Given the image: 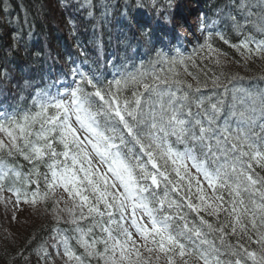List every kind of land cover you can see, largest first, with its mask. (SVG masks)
<instances>
[{"label":"snow or ice","instance_id":"1","mask_svg":"<svg viewBox=\"0 0 264 264\" xmlns=\"http://www.w3.org/2000/svg\"><path fill=\"white\" fill-rule=\"evenodd\" d=\"M151 6L160 14L172 0ZM232 7L252 14L249 0ZM229 18L240 32L244 25ZM258 27L264 32V17ZM230 46L246 59L264 58V40L246 36ZM224 55L206 38L193 55L158 52L150 68L111 80L73 68L63 92L41 90L32 108L0 116V203L12 205L15 219L21 203L47 211L51 201L56 223L72 226L53 229L52 243L34 250L37 264L57 257L62 264H264V90L238 87L240 77L224 83L223 73L208 77L200 64L220 65ZM209 80L212 95L194 99ZM17 157L27 170L9 163ZM25 250L16 257L27 259Z\"/></svg>","mask_w":264,"mask_h":264},{"label":"trees","instance_id":"2","mask_svg":"<svg viewBox=\"0 0 264 264\" xmlns=\"http://www.w3.org/2000/svg\"><path fill=\"white\" fill-rule=\"evenodd\" d=\"M233 2L172 0V7L158 14L151 6L152 0H140L142 6H137V0H91L92 7H80L84 0H0V116L11 115L17 109L32 108L33 97L41 90H49L54 95L59 89L58 81L70 83L73 68L95 72L111 80L115 74L134 71L141 65L150 68L158 52L171 57L176 55L178 48L186 57L193 55L206 38L225 54L220 65L213 60L200 64L208 77L223 73L224 83L240 77L242 79L233 80L237 86H264V58L246 59L230 46L239 44L246 36L256 41L264 40V32L258 27L264 17V7L260 0H249L252 13L249 16L247 11L241 14L232 7ZM5 7L7 11H4ZM229 13L244 25L240 32L233 28ZM189 18L194 20L190 27L187 24ZM141 31H146L147 36L140 35ZM218 33L230 44H225ZM39 51L43 53L37 54ZM197 60L199 63L198 57ZM161 68L167 71L163 64L156 71L160 73ZM189 70L199 76L201 82L207 79L204 72L191 65ZM180 71V78L195 88L196 80L183 69ZM208 83L209 88L194 93V99L212 95L210 80ZM225 99L230 101V94ZM192 110L196 111L195 104ZM175 146L183 148V145ZM9 163L23 165L24 170L29 167L21 157L10 159ZM261 174L264 175V171ZM201 215L214 225L217 223L215 217L206 213ZM9 217L8 211L1 207L0 264H37L34 250L45 242L52 243L53 229L70 230L72 227L63 220L57 224L44 217L45 222H40L42 225L29 226L24 238L16 239L5 230ZM224 218L222 213L220 220ZM189 219H195L194 214L190 213ZM214 238L215 234L209 236V239ZM227 239L235 243L237 238L229 235ZM22 249H26L24 257L27 259L16 257ZM49 251L53 250L49 247Z\"/></svg>","mask_w":264,"mask_h":264},{"label":"rangeland","instance_id":"3","mask_svg":"<svg viewBox=\"0 0 264 264\" xmlns=\"http://www.w3.org/2000/svg\"><path fill=\"white\" fill-rule=\"evenodd\" d=\"M5 197L8 196L5 195ZM1 207L4 209V211H8V213L10 214L8 221L6 222L5 230L16 239H23L26 233V229L29 228V226L38 224L40 225L41 223L45 222L43 221L44 217L47 221L54 220L51 213V206L48 207V210L46 211L43 205L34 209L31 206L21 203V205L19 206V210L15 211V219H13V208L11 204L8 205L6 209L5 205L3 203H0V208ZM56 264H62V261L58 257L56 258Z\"/></svg>","mask_w":264,"mask_h":264},{"label":"bare ground","instance_id":"4","mask_svg":"<svg viewBox=\"0 0 264 264\" xmlns=\"http://www.w3.org/2000/svg\"><path fill=\"white\" fill-rule=\"evenodd\" d=\"M42 53H43V52H41V51L37 52V54H40V55H41ZM34 54H36V51L34 52Z\"/></svg>","mask_w":264,"mask_h":264}]
</instances>
